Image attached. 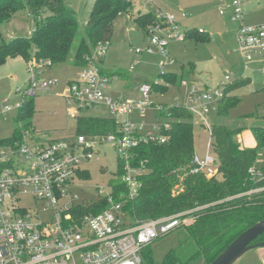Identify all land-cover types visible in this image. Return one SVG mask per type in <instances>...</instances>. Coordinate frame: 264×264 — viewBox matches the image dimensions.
<instances>
[{"label":"built area","instance_id":"built-area-1","mask_svg":"<svg viewBox=\"0 0 264 264\" xmlns=\"http://www.w3.org/2000/svg\"><path fill=\"white\" fill-rule=\"evenodd\" d=\"M247 1L231 0V19L238 23L237 51L242 55L245 70L250 68L254 54L264 52V25H248L244 21ZM156 13L162 21L150 29V45L134 51L154 53L158 47L170 60L169 40L184 41L186 35L177 30L178 22L173 15ZM225 13L222 9L221 14ZM107 48L108 44L99 43L89 63L81 67L79 77L68 81L65 97L76 105L73 113L98 106L107 108L117 121L115 131L54 138L46 131L24 129L16 145H0V163H7L0 171V264H143V252L155 239L195 220L193 211L144 221L130 219L128 207L140 196L142 176L149 170V161L138 159L137 149L150 141L165 143L169 136L164 129L170 128L171 122L164 123L160 136L139 132L131 120L135 111L168 108L152 100L154 90L149 83L134 87L140 93L138 100L108 94L107 77L101 73V60ZM28 64L32 68L44 66L35 58ZM229 79L227 76L224 83L227 86ZM58 82V79L40 82L31 77L21 101L13 105L8 104L9 99L3 100L7 103L4 111L20 109L26 97ZM186 83L187 80L182 82ZM189 85L190 97L197 104L185 107L194 117L199 114L206 121V115L225 97L227 87L212 89L194 82ZM208 128L211 133V125ZM105 142L116 147L119 154L120 178L113 183L108 196L94 202H76L78 196L73 194V188L80 185L82 163L98 158L96 145ZM213 161L211 154L203 159L195 155L193 159L200 169ZM250 171L260 174L255 167ZM118 185L125 191L116 190Z\"/></svg>","mask_w":264,"mask_h":264},{"label":"rangeland","instance_id":"rangeland-1","mask_svg":"<svg viewBox=\"0 0 264 264\" xmlns=\"http://www.w3.org/2000/svg\"><path fill=\"white\" fill-rule=\"evenodd\" d=\"M134 5L133 14L144 11H162L164 14L173 15L178 22V31L183 33L188 29H203L209 36L207 39L197 40L187 38L184 41L169 40L168 50L170 60H167L161 50L155 47L154 53L143 52L137 54V48L145 49L150 45L151 37L148 35L154 22L145 23L148 34L132 20L129 25L125 19H130L128 14L121 15L114 28V33L107 52L102 58V66L109 73L105 81L106 92L114 98L127 96L135 100L140 99L139 92L132 88L143 83L165 85V91L154 90L152 100L166 108L183 105L195 106L190 97L191 86L194 82L203 87L212 89L225 88L226 77L229 76V85L237 81L244 85L230 91L229 96H235L236 104L230 109L226 123L234 124L239 118L252 113L264 115V52L253 55V61L248 70L244 68L242 55L237 51L236 33L238 23L231 19V0H131ZM66 5L75 10L81 30L84 29L94 0H66ZM134 4V3H133ZM225 9L226 14L221 15ZM244 21L248 25H264V0H248L244 5ZM149 22V21H147ZM157 24H155L156 26ZM35 27L34 18L28 9L17 13L16 17L7 22L4 32L7 39L30 36ZM154 28L153 26L151 29ZM207 36V35H204ZM190 62L196 67V74L189 73ZM133 67V69H132ZM115 71H123L130 78L120 76L112 77ZM174 72L178 74L177 83L161 81L160 72ZM77 74V69L68 66V63H59L53 66L36 65L34 68L19 56L9 58L0 64V139L10 137L17 126L16 117L19 109L5 112L7 103L15 105L22 100V91L30 82L31 77L37 81L44 79H58L59 82L49 88L38 90L34 96L35 113L32 125L36 131L49 132L54 138H65L75 134L77 117L81 115L106 116L107 108L76 110L74 103H69L65 97L68 93V81ZM187 80L186 84H180ZM182 81V82H183ZM156 86V85H155ZM219 105H216L206 121L197 114L194 117V138L196 155L201 159L208 154L214 156L215 161L203 166L207 173L215 174L220 160L212 147V136L208 126L222 122L219 115ZM122 118V117H119ZM254 118L241 119L246 126L241 134L242 143L250 148L257 146V141L250 125ZM141 134L153 133L162 135V128L167 118L161 115L156 108H149L141 113L135 111L131 117ZM232 121V122H231ZM207 122V123H206ZM205 123V124H204ZM98 158L85 160L82 169L89 177H82L78 186L73 188V194L78 196L76 202L83 200L97 201L112 192V185L120 176L119 154L111 143L97 144ZM256 169L264 168V148L260 150L255 162ZM220 177V175H219ZM190 224L172 230L160 236L150 244V253L154 264H162L166 255L175 249H180L183 260L188 259L196 250L195 240L187 234L186 227ZM188 237H187V236ZM264 247L252 249L241 256L234 264H264ZM195 264H207L204 255H200Z\"/></svg>","mask_w":264,"mask_h":264},{"label":"trees","instance_id":"trees-1","mask_svg":"<svg viewBox=\"0 0 264 264\" xmlns=\"http://www.w3.org/2000/svg\"><path fill=\"white\" fill-rule=\"evenodd\" d=\"M65 1L0 0V64L21 56L27 63L35 58L44 66L68 63L81 68L89 63L99 43H110L115 23L121 15L131 16L145 34L149 31L145 23L154 22V27L162 21L156 11L133 14L131 0H95L81 30L75 10ZM24 9H28L34 18L33 32L27 37L7 39L3 26ZM185 35L186 39L197 40L209 36L203 29L195 28L185 31ZM101 73L109 76L103 66ZM111 76L129 78L123 71H115ZM178 79L177 73L160 72L161 81L177 83ZM244 83L228 84L218 111L222 122L211 125L212 147L220 160L217 174L208 176L204 169L196 168L198 166L193 163L196 155L194 114L183 105L161 111V115L171 122L170 128L164 129L169 136L165 143L150 141L137 149L138 159L149 161V170L142 176L140 196L128 207L130 219L144 221L188 211H193L195 216L186 229L195 240L197 250L185 260L180 249L172 250L162 264H195L200 255L211 264L244 230L264 219V168L256 169L260 174L250 171L264 148V115L255 112L239 118L234 124L225 121L236 104V97L229 96V93ZM152 87L153 90L167 89L157 83ZM34 104V96L25 98L16 117L13 135L0 139V145L14 146L21 140L24 129L34 130L31 120L35 113ZM77 118L75 134L105 135L117 129L113 117L81 115ZM244 118H254L250 127L257 141L255 148L239 142L238 136L246 127L241 123ZM6 166L7 163L1 162L0 171ZM80 175L89 177L84 171ZM116 190L125 191L122 185L116 186ZM256 241H264V234ZM149 249L150 245L143 252V264H154Z\"/></svg>","mask_w":264,"mask_h":264},{"label":"water","instance_id":"water-1","mask_svg":"<svg viewBox=\"0 0 264 264\" xmlns=\"http://www.w3.org/2000/svg\"><path fill=\"white\" fill-rule=\"evenodd\" d=\"M262 234H264V219L244 230L211 264H234L248 251L264 247V241H256Z\"/></svg>","mask_w":264,"mask_h":264},{"label":"crops","instance_id":"crops-1","mask_svg":"<svg viewBox=\"0 0 264 264\" xmlns=\"http://www.w3.org/2000/svg\"><path fill=\"white\" fill-rule=\"evenodd\" d=\"M95 1V0H94ZM134 3V5H137V2H133ZM94 5V4H93ZM226 14V13H225ZM225 14H221V15H225ZM130 17V19H125V22H126V24L127 25H129V23H130V21H132L133 20V18L131 17V16H129ZM190 64V67H191V71L189 72V73H193V74H196V67H195V65L193 64V62H190L189 63ZM68 66H70V67H73V68H76L77 69V74L75 75V76H73V77H70V79H69V81H71V80H74V79H77L78 77H79V72H80V67H75V66H72V65H68ZM106 70V69H105ZM129 78H130V76H129ZM132 91L133 92H135V88L133 87L132 88ZM123 97H125V98H128L127 96H123ZM99 107V106H98ZM96 108V107H95ZM94 109V108H93ZM101 117H111V115H110V113H109V115H106V116H101ZM227 119V118H226ZM232 122V121H231ZM234 122V121H233ZM232 122V123H233ZM241 134H242V132H241ZM241 134L238 136V139H239V142L242 144V145H244L243 143H242V138H241ZM244 146H246V145H244ZM246 147H248V146H246ZM218 171V170H217ZM208 174V176H212V175H214V174H211V173H207ZM215 174H217V172L215 173ZM262 250V254L264 255V248H261Z\"/></svg>","mask_w":264,"mask_h":264}]
</instances>
